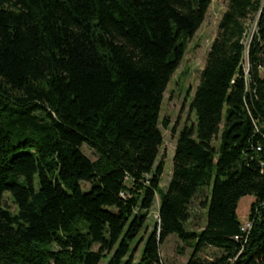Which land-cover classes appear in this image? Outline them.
<instances>
[{"label": "trees", "instance_id": "16d2710c", "mask_svg": "<svg viewBox=\"0 0 264 264\" xmlns=\"http://www.w3.org/2000/svg\"><path fill=\"white\" fill-rule=\"evenodd\" d=\"M210 2L0 0V264H166L173 235L186 264H264L263 0H228L161 187L163 94Z\"/></svg>", "mask_w": 264, "mask_h": 264}, {"label": "rangeland", "instance_id": "374dc122", "mask_svg": "<svg viewBox=\"0 0 264 264\" xmlns=\"http://www.w3.org/2000/svg\"><path fill=\"white\" fill-rule=\"evenodd\" d=\"M228 0H211L205 19L200 28L189 41L184 56L174 72L166 90L163 94L161 110L159 115V127L162 132L163 142L159 148L158 159H163L165 164L164 173L161 179V187H167L172 172V155L175 141L179 130L184 125L195 124L196 119L193 112L190 111V102L196 86L199 83L201 71L204 67L207 52L216 36L218 23L221 15L227 8ZM250 27V28H249ZM254 22L248 25V36L245 45L248 44L251 32L255 29ZM247 65L245 64V68ZM166 124V125H165ZM218 139L213 140V145L217 147ZM84 154L94 159L92 152L86 147L82 148ZM84 189L88 188L87 183L81 184ZM208 190H205L207 193ZM6 203L12 209L11 200L5 195ZM254 201L252 196L243 197L237 208V215L240 222L247 221L250 205ZM197 212V211H196ZM195 211L192 215H195ZM198 217L192 218L188 227L198 229L204 222V211L197 213ZM158 219V198L149 212L146 222V231L141 233L142 237H147ZM183 248L184 252L180 253L179 249ZM142 245L135 253V263L139 260ZM192 248L182 244L175 236H169L165 243L160 246L159 252L162 260L166 264H186ZM215 251L206 249L201 253L202 257H211Z\"/></svg>", "mask_w": 264, "mask_h": 264}, {"label": "built area", "instance_id": "2783aa9c", "mask_svg": "<svg viewBox=\"0 0 264 264\" xmlns=\"http://www.w3.org/2000/svg\"><path fill=\"white\" fill-rule=\"evenodd\" d=\"M257 31H258V27H255V30H253V32H251V39L256 34ZM249 226L250 225H249L248 221L243 222L242 230L249 228Z\"/></svg>", "mask_w": 264, "mask_h": 264}, {"label": "bare ground", "instance_id": "6f19581e", "mask_svg": "<svg viewBox=\"0 0 264 264\" xmlns=\"http://www.w3.org/2000/svg\"><path fill=\"white\" fill-rule=\"evenodd\" d=\"M263 2H264V0H263ZM256 25V27H257V24H255ZM255 30V29H254ZM248 36V35H247ZM246 38V37H245ZM250 40H251V37H250V39H249V42H250Z\"/></svg>", "mask_w": 264, "mask_h": 264}]
</instances>
